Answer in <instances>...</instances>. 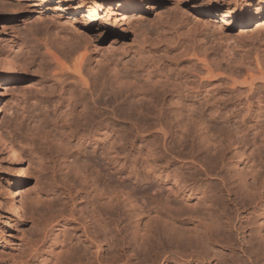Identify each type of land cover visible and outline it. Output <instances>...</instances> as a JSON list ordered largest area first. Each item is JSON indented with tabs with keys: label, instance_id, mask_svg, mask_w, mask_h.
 Wrapping results in <instances>:
<instances>
[{
	"label": "rangeland",
	"instance_id": "374dc122",
	"mask_svg": "<svg viewBox=\"0 0 264 264\" xmlns=\"http://www.w3.org/2000/svg\"><path fill=\"white\" fill-rule=\"evenodd\" d=\"M59 1L71 4L77 0H52L49 3L41 0H0V51H9L10 46L7 45L13 42V52H24L23 38L36 27L37 20L51 25V33L57 36L58 41L62 38L63 41L71 39L73 26L67 23L69 15L67 12L55 11ZM83 1L89 4L93 0ZM99 1L105 6L101 11L102 20L88 29L82 25L85 17L78 18L76 27L88 34L92 44L89 50L90 68L95 78L96 97L101 103L97 111L105 110L102 103L112 95L118 104L112 120L106 115H95L92 122V117L84 111V115H80L81 107L73 104L60 105L53 94L55 89L52 82L46 77L42 67L29 65L21 68L12 66L8 69L0 64V133L5 134L7 127L12 129L18 123L25 131L27 126L32 128L36 125L48 129L50 124L59 126L78 121L83 124L80 128L89 135L84 136L85 138L78 136V140L69 139L68 143L64 140L66 148L59 146L60 152L55 154L53 151L48 159L43 157L41 150L15 142L16 148L30 167L20 187L27 200L25 199V206L20 213L21 226L11 222V228L5 231L1 224L4 214L3 211L0 212V264H39L41 256L46 255L49 246L56 240L64 242L61 245L63 260L59 264H151L142 255L149 245H153L160 255L166 253L173 256L177 251L191 250L195 241L188 233L178 236L177 231L163 230L160 225L154 231L153 238L148 236L147 239H137L132 234L133 221L139 218L144 226L147 219L154 216L149 211L150 206L156 205L161 211L165 208L172 215L179 216L190 210L201 209L202 202L211 200L212 195L229 203L256 197V203H260L258 207L254 205L255 209H243L244 215L249 214L251 217L255 213L253 211L259 210L264 202V105L252 99L251 102L254 100L256 104L252 102V109L248 110L245 108L246 104L245 107L242 105L244 102L239 100L242 102L240 104L232 98L233 95L219 89L209 93L185 91L173 94L167 90L163 92L165 94H160L158 107L156 104L154 109L151 108L156 111L147 110L152 115L160 110L161 118L155 119L154 116L152 119L150 114L146 117V110L135 109V105L144 99L134 98L133 95L129 97L134 87L129 86V83L112 85L109 78V71L113 66L123 76L138 68L135 67L138 65L137 52L149 37L148 44L155 43V47L150 46L149 49L152 54L150 58L153 56L152 60L149 59V65L152 63L149 71L154 74L160 70L166 75V80L174 83L177 80L176 65L182 63L179 57L181 43L177 42L181 37L175 39V42V28H179L182 21L183 25L186 22L189 26L195 24L202 32L204 43L213 46L217 44L223 50L230 46L234 57L241 48L247 47L245 50H250L253 45L264 47V41L256 39L253 33L256 21H260L258 24L262 22L261 26L264 28V10L257 7L264 0H132L127 10L129 18L123 22H115V16L106 17L108 5L114 14L118 13L116 8L119 0ZM226 11L229 12V17L224 19L226 23L220 32L217 26L222 20L221 12ZM68 13L73 16V9ZM244 13L249 14L250 21L241 29ZM171 27L173 29L168 34L170 38L166 36L167 40L172 39L170 43L165 38L162 40L155 37L158 31L161 33V29L169 30ZM171 33L175 34L173 38ZM244 35L249 39H244ZM164 40L168 44L160 43ZM243 43L244 47H241ZM239 49L241 50L238 52ZM135 72L141 73L139 68ZM141 74L140 77L144 76ZM6 77L8 80L3 81ZM166 80L162 79L161 84ZM160 82L158 86H153L158 92L163 90V86H159ZM259 98L262 101L263 94ZM125 99H129L127 104L121 105V101ZM136 119L140 122L137 123ZM97 122L107 125L104 139L95 131ZM32 139V146H42L47 142L54 148L57 144L53 141L52 145V139L46 142L39 140L38 136H32ZM82 165L90 166L92 176H99L103 183L105 181L110 186L104 185L106 199L101 198L110 203L109 206L100 207L99 192L94 187L90 188V183L82 184L75 180L74 170ZM14 168L16 167L7 162L5 152L0 148L2 202L8 197L12 178L17 170ZM259 186L261 189L257 191ZM251 194H254L253 197ZM182 196H186V199L181 198ZM191 203L196 204L192 207ZM233 205L226 209V214L230 217L235 214ZM92 207L105 209L113 215V220H116L121 230L114 242L117 243L116 247L111 246V243L109 246V243L93 242V235L89 231L90 217L85 218ZM259 222L256 224L251 219V223L243 224L247 228L232 231L234 243H245L244 247H251L248 231L251 229L252 237L259 242L258 248L264 249L257 233V230H261L264 234V222ZM257 259V264H264L261 253Z\"/></svg>",
	"mask_w": 264,
	"mask_h": 264
},
{
	"label": "bare ground",
	"instance_id": "6f19581e",
	"mask_svg": "<svg viewBox=\"0 0 264 264\" xmlns=\"http://www.w3.org/2000/svg\"><path fill=\"white\" fill-rule=\"evenodd\" d=\"M41 1L44 3H49L52 0ZM131 1L132 0H119L116 8L118 13L116 14H114L112 9L110 8V5H108L106 17L115 16V22H123L128 20L129 16H127V10L131 5ZM102 3L99 0H93L89 4L83 0H77L71 4L66 3V1H59V4L55 8V11L65 13L67 12V15H69L67 16V23L73 26V30L70 29V32L72 30L71 39L63 41L62 38V41H58L56 39L57 36L55 37L54 34L51 33L52 26L45 25V23L41 20H37L35 21L36 27L31 29L30 33L25 35L23 38L25 45L24 52H13V42L7 45L10 46L9 51H0V64L8 69L12 66H18L21 68L23 66L25 67L29 65H35L42 67L45 71L46 77H48V79L52 82V87L53 89H55V92H53V94L56 95V99L60 101V105L65 106L66 104L67 106L69 104H73L75 106L81 107L82 109L80 115H84V112L87 113L89 116L92 117V119L90 117L92 122L93 116L95 115L97 117L101 115H106V117H110V119L108 118L109 120H112L115 117L116 108L118 105L116 104L115 97L112 95L110 98H108L102 103V105H104L105 107V110H103L102 112L97 111L101 103L96 97L97 94L94 89L95 78L91 74L92 69L90 68L89 50L92 44L89 42L90 37L88 36V34L80 31L81 28L76 27L77 19H81L82 17H85L82 21L83 26L87 27L88 29H91V27L96 26L98 24V21L102 20L101 11L102 8L105 7ZM257 7L258 9L264 10V2L263 4L258 3ZM71 8L74 12L73 16H70V13H68ZM207 11L208 10L205 11V14ZM227 13L229 12H221L222 20L217 26L220 32L224 29L223 25L226 23L224 19L226 17H229ZM245 14L246 13H244L243 19L240 23V25L242 26L241 29L244 28L250 21L249 14ZM36 19H39V17H36ZM183 23L184 21L179 24L181 25L179 28H175V33L177 34V36H175L176 38H174V40H177L178 37H181V40L178 39L179 41L177 40V42L181 43V54L179 57L182 59V61H180L182 63L176 65L175 77L177 80L175 81L174 78V83H172L170 80L169 81L171 83L166 80V75H164V72L160 70H157L158 72H154V74H152L153 72H150L151 70L149 71L150 65L152 64L151 63L149 65V63L150 60H152L151 58L153 57L152 56L150 58L152 54L151 50L149 49L151 47H155V43H153L154 45H150V42L148 44L147 41L150 39H148L149 37H147L146 35V41L143 42L144 44L142 43L143 46L140 51L138 49L139 52L137 53H139V55L136 61L138 65L135 66L139 68L140 72L143 73L144 76L140 77L142 74H137V72H135L138 68H134L135 71L133 70L132 72H129L124 76L115 68V66L110 69L109 72L111 77L109 78H111L110 81L112 82V85H124L125 83L127 85V83H129V86H132V88L134 87L132 91L133 93L130 94L129 97L133 95L134 98L141 97L144 99L140 104L135 105V109L137 107L139 108L138 110H146V112L151 108L154 109V107H156V104L159 101L160 94L167 90L168 92L170 91L173 94L185 91L209 93V91L214 92L216 89H219L226 91L227 94L229 93L231 96L233 95L232 98L234 97L238 102L239 100L244 102L241 103L243 106L246 104L245 106L247 107H244L248 110L252 109L250 108V105L254 100L258 102V104L264 105V99L260 101L259 98L260 94H263L264 96V51L262 50L263 46H252L249 44L250 46H252V48H249L250 50H245L247 49V47L245 46L246 48H241L242 50L239 49L238 52L240 50L241 51L237 54V56L234 57L230 46H226L223 50L221 48L222 46L217 47V44L216 46H213L210 43H204L205 40L202 37V32L199 31L198 27L195 26V24L189 26L188 22H186L184 25ZM258 23H260V21L255 22L256 26L255 28H253V33L254 35H256V39L264 41V28L261 26L262 22L261 24ZM171 29L173 28L171 27L169 30H164L163 28L160 30L161 33H158L159 31L156 33L157 35H155V37L158 39L162 38V40L163 38L166 39V36L170 34L169 31ZM166 31L167 33H165ZM172 35L171 37L173 38L175 34L173 36ZM168 37L170 38V36ZM247 37V35H244L243 38L248 40L249 38ZM219 39H221V37ZM166 40H164L163 42L161 41L160 43L166 45L168 44ZM171 40L167 41H169L170 43ZM251 40L252 39H250V41ZM173 41L172 43H175ZM157 42L158 41H156V43ZM208 44H210V46ZM229 44L232 46V43ZM244 44L245 43H243V45L241 44L240 46L244 47ZM211 45L213 46V48ZM106 51L109 50L107 49ZM179 57L178 59H180ZM162 79H165L166 81L161 84L160 81H162ZM7 80L8 77H6L3 81ZM159 82V86H163V90L161 92H158L153 89V86H158ZM212 97L213 96H211V98ZM215 97L216 96H214V98ZM33 98L36 100L35 97ZM252 99L254 100L251 102ZM128 100H122L121 105H124L123 103L127 104ZM253 103L256 104L255 102ZM128 106L133 108V106H131L130 104ZM260 108L258 107V109ZM1 109L2 96L0 94V114ZM146 112L142 111L144 115L146 114ZM148 114H150L149 116H151L152 119L154 118V116L155 119H160L162 116L160 110L155 115L154 113L152 115L151 113L147 112L146 117H148ZM138 117H140L139 119L141 120L143 115L142 117ZM142 121H144L143 118ZM138 122L140 121L137 120V123ZM135 123L136 122H134V125ZM19 125L20 123L14 125L12 129H9L6 126L7 131L5 132V134L0 133V148H2V150L6 154L7 162L17 168L15 172L16 174L12 178V184L11 188L8 191L7 199L3 200V202L0 199V212L3 211L4 214L3 222H1V224L4 225L5 231L11 228V222L17 223L18 226L22 225L20 213L25 206L24 204L26 198L23 196L20 187L27 176V170L30 168L29 165L24 161L21 152L18 151V149L16 148L15 142L19 141L20 143L28 144L29 147H34L35 150H41L43 157H46L48 159L50 155H53V151L55 152V154H57L58 152H60V148H63V146L66 145H63L64 140L65 143H68L69 139L76 138L78 136H81L80 138H85L84 136L89 137L88 134H85V130L80 128L81 126H83V124L78 121L59 126L50 124L48 129H44V127H38L36 125L32 126V128L27 126L25 128V131H23L24 127L20 128ZM102 125L98 123V125L95 127V131L96 133H99V136L103 137L104 139L106 135L105 128H107V125L105 124L106 127H103ZM32 136H38V138H40L39 140H45V142L46 140L49 141L52 139V143L51 141L50 143L52 145L57 143L55 145L57 147L54 146L53 148L52 146L47 144V142L45 144H42V146H32ZM76 140L78 139L76 138ZM107 150L108 149H106V151ZM89 167L90 166L84 165L76 167L74 170L75 180L82 184L85 182H87L86 184L90 183V188L94 187L97 190V193L99 192L98 198H100V200H98V202L100 207L102 208L103 206H109L110 203L104 200L102 201L101 199L102 197H104L103 192H105L106 189V187L104 188V185L107 187L109 185H106L105 181L104 184L99 176L98 178H94L92 176L91 167L90 169ZM197 173H199V171ZM260 189L261 186L258 187L257 191H259ZM254 192L256 193V190H254L253 193ZM254 194H251L250 196L253 197ZM181 198L186 199V196H182ZM257 199L258 198L255 197L248 200H233L229 203V201L226 202L222 199L220 200L219 198H216L212 195L211 200L209 199L202 202L203 204L201 205V209H197L195 211L190 210L191 212L189 211L188 213L187 211V214H182L179 216L172 215V213L168 210H165V208L162 209L163 211H161L156 205L154 206L153 203H150L153 206H150L149 211L153 212L154 216L150 219L148 218L146 223H144V226L139 218L135 219L133 221L132 234L136 235L137 239H147L148 236L153 238L154 231L156 230L157 226L160 225L163 230H169L170 232L177 231L178 236H181L183 233H188L191 236V239L195 241L194 246L191 247V250H189L188 252L186 250L177 251L175 252V254H173V256L167 255L166 253L160 255L153 245H149L144 250V253L142 255L145 259L148 258L147 261H149L151 264H174L176 263V261L177 264H257V258L259 253H261L264 259V249L258 248L259 242L258 240H256V238L252 237L253 233L251 229L248 230L249 236L251 237V247H244V242L243 245H236L234 243V238L232 237V231L238 232L241 229L247 228L243 226V224L251 223V219H253L256 224L259 221V223H261L262 221L264 222V202L261 203V205L259 206V210L253 211L255 213L252 214L251 217L249 214L244 215V208H254V205L256 207L258 204H260L256 203ZM184 204L186 203L184 202ZM195 204L196 203H191L192 207L195 206ZM231 204H234L233 206L235 208V214L232 217L226 214L227 206H230ZM101 208L92 207V209L89 210L90 212L85 217L86 219L87 216L90 217L89 221L91 228L89 229V231L93 235H91L93 238V242L98 241V243L96 244H99V242L100 244L105 242L109 243V246L111 243V246L113 245L116 247L117 243L114 242L116 241V237L121 234V230L118 228L116 220H113V215L109 211H106L105 209L103 210ZM147 215L149 216L150 214L148 213ZM257 233L259 234V238L263 242L264 247V234H262L261 230H257ZM54 240L55 239L53 238V241ZM62 243L64 242L58 240L52 243L51 246H49V250L47 251L46 255L44 257L41 256V261L39 262V264H59V262L63 260L61 258V254L63 253H61L63 247H61ZM254 249L256 250L254 251Z\"/></svg>",
	"mask_w": 264,
	"mask_h": 264
}]
</instances>
